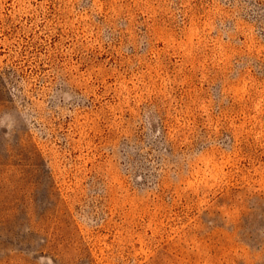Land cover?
Returning <instances> with one entry per match:
<instances>
[{
	"label": "rangeland",
	"instance_id": "1",
	"mask_svg": "<svg viewBox=\"0 0 264 264\" xmlns=\"http://www.w3.org/2000/svg\"><path fill=\"white\" fill-rule=\"evenodd\" d=\"M0 264H264V0H0Z\"/></svg>",
	"mask_w": 264,
	"mask_h": 264
}]
</instances>
